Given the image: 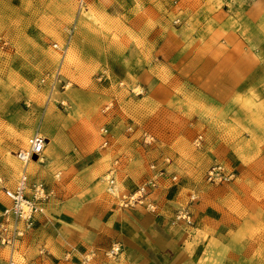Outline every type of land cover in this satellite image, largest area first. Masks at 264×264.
<instances>
[{
  "label": "rangeland",
  "instance_id": "1",
  "mask_svg": "<svg viewBox=\"0 0 264 264\" xmlns=\"http://www.w3.org/2000/svg\"><path fill=\"white\" fill-rule=\"evenodd\" d=\"M195 1L85 0L83 7L80 0L0 1V37L7 42H0V92L6 103L17 108L13 113L9 110L0 114V143L12 142L18 147L1 154V182H16L21 163L13 154L37 129L55 139L66 158L88 152L98 157L109 151L110 156L100 162L112 160L113 168L107 169L113 170L119 183L121 178L132 179L135 174V179L140 178L137 186L152 173V163L165 166L164 178L170 180L171 175H177V181L168 184L182 188L188 198L212 191L220 194V190L237 194L231 184L245 174L238 183L248 197L242 203L234 199L237 218L229 231L219 238L203 239L192 257L198 264H264V141L244 143L240 137L234 143L241 161L248 165L243 171L227 159L212 162L214 155H220L206 148L205 133L195 121V93L181 94L176 84L172 86L162 77L157 94L149 93L148 86L136 80L131 70L130 76L126 75L133 65H142L143 60L156 54L164 31L177 36L187 22L186 4L190 8ZM207 1L214 5L213 0ZM72 23L76 28L62 67L63 77L70 84L66 90L57 87L49 98L48 88L39 78L58 64L61 54L52 44L64 42ZM158 27L161 36L156 34ZM156 62L163 74L162 61L157 57ZM109 102L112 108L103 113L102 107ZM200 113L209 118L214 115L211 110ZM102 126H106L105 135L100 132ZM232 127L231 133L238 139L242 131ZM261 128L264 138V126ZM144 132L154 137L153 142H143ZM106 139L109 141L103 146ZM44 153L46 157L48 151ZM45 157L29 172L56 191L57 197L66 180H78L63 167L67 166L64 158L58 161L63 166L52 171L51 180L47 179L51 170ZM164 157L170 162H164ZM216 162L234 171L231 181L215 185L205 180L207 169ZM148 170L150 174H146ZM110 175L105 171L93 182L106 188ZM104 252L107 263L122 264V254L109 257ZM15 260L18 262L17 254Z\"/></svg>",
  "mask_w": 264,
  "mask_h": 264
},
{
  "label": "crops",
  "instance_id": "2",
  "mask_svg": "<svg viewBox=\"0 0 264 264\" xmlns=\"http://www.w3.org/2000/svg\"><path fill=\"white\" fill-rule=\"evenodd\" d=\"M213 2L214 5L196 0L190 8L186 4L187 22L177 36L171 37V32L165 31L161 34L158 27L156 34L162 35L158 51L143 60L142 65H133L126 75L130 76L131 70L136 80L148 86L149 93L157 94L161 77L172 86L176 84L181 94L195 93V121L205 133L206 148L220 155H214L212 162L227 159V163L243 171L248 165L241 161L234 143L240 137L244 143L264 141V0ZM157 57L162 61L163 74ZM165 89L175 94L168 86ZM11 106L0 92V114L17 111ZM204 110L213 111V117L200 113ZM232 126L242 131L238 139L231 133ZM41 133L48 138V154L45 157L44 153V157L49 160L51 171L47 172V179L51 180L52 171L63 166L58 161L64 158L67 166L63 167H68L78 181L66 180L60 194L56 197L55 191L54 197L44 204L34 228L17 245V264H110L102 254L116 242L122 246V264H198L192 257L194 248L203 239L225 235L237 218L234 199L242 203L248 197L238 183L245 174L231 184L237 194L224 190L220 194L203 193L191 202L193 227L189 228L174 221L176 208L189 201L188 194L163 178L157 194L159 214L140 207L122 208L120 195L133 190L139 177H123L119 183L113 174L115 190L109 189L107 181L106 188H101L93 178L105 171L111 174L108 169L112 160L100 162L110 156L109 151L98 157L88 152L66 158L57 141ZM17 148L12 142L0 143V157ZM15 183H0V215L9 205L3 187H13ZM93 251L95 256L86 261ZM8 255V249L0 246V264H5Z\"/></svg>",
  "mask_w": 264,
  "mask_h": 264
},
{
  "label": "built area",
  "instance_id": "3",
  "mask_svg": "<svg viewBox=\"0 0 264 264\" xmlns=\"http://www.w3.org/2000/svg\"><path fill=\"white\" fill-rule=\"evenodd\" d=\"M80 7H83L85 0H80ZM76 24L72 23L67 31L66 37L62 44L54 42L52 45L60 51V60L56 67L52 70H47L41 74L40 84L48 88L50 98L56 91L57 87L66 90L68 83L62 73V67L65 55L69 49ZM0 42L6 45L7 42L0 37ZM139 94V93H138ZM62 106H65L64 101H60ZM113 106L112 102L105 104L101 111L103 113L109 111ZM131 130L132 127L127 128ZM100 132L106 134V126L100 128ZM143 142L150 144L154 137L144 132L142 134ZM201 136L198 137L200 139ZM109 140L106 139L102 145L105 146ZM48 143V138L41 133L39 129L32 132L26 139L25 146L15 152V156L21 163V170L13 187H3L4 195L9 200V205L5 206L0 217V246L7 248L9 251L8 257L5 259V264H17L15 260V252L18 243L27 236L35 226L37 216L42 212L44 204L54 197V190L49 188L43 180L32 178L29 172L28 165L30 161L41 160L44 157V152ZM163 161L170 162L169 157H164ZM152 173L133 190L124 192L120 195V207L135 208L140 207L152 214H159L160 206L157 199V194L160 188L161 180L167 174L165 166L159 167L156 163L150 165ZM111 175L106 179L109 183L110 190H115V178ZM55 176H59L56 173ZM235 176L233 170L222 162L212 164L205 173V180L210 184H220L231 181ZM171 181H177V175L170 176ZM2 179L0 178V182ZM197 198L196 194L189 197V201L176 208L174 212V221L184 226L190 227L193 225L192 212L190 211L191 202ZM106 256L119 257L122 253V246L119 243H113L105 252ZM95 256V252H91L86 256L85 260H90Z\"/></svg>",
  "mask_w": 264,
  "mask_h": 264
},
{
  "label": "bare ground",
  "instance_id": "4",
  "mask_svg": "<svg viewBox=\"0 0 264 264\" xmlns=\"http://www.w3.org/2000/svg\"><path fill=\"white\" fill-rule=\"evenodd\" d=\"M42 160H43V159H41V160H39V161H42ZM39 161H37V160L30 161V163H29V165H28L29 169L32 168L33 166H35Z\"/></svg>",
  "mask_w": 264,
  "mask_h": 264
}]
</instances>
